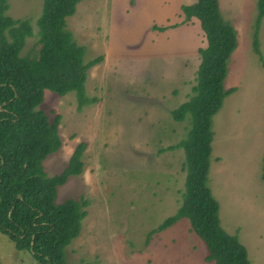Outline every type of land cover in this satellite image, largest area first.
I'll list each match as a JSON object with an SVG mask.
<instances>
[{"label":"rangeland","instance_id":"rangeland-1","mask_svg":"<svg viewBox=\"0 0 264 264\" xmlns=\"http://www.w3.org/2000/svg\"><path fill=\"white\" fill-rule=\"evenodd\" d=\"M194 1L82 0L67 18L75 40L85 47L84 62L103 56L88 70L87 103L78 91L59 95L45 89L38 106L50 117L61 116L63 145L44 159L47 176L62 173L77 146H87L83 172L58 188V201L89 199L81 233L65 249L68 264H210L206 245L186 216L149 236L176 211L185 188L183 150L167 147L184 138L189 127V116L176 121L170 112L192 95L198 48L206 46L199 20L183 21L180 5ZM258 1L218 0L236 37L223 81L234 91L212 117L207 174L221 227L246 246L251 264H264V66L253 46L258 34L264 57ZM165 3L166 19L144 11ZM41 4L8 0L7 14L28 19L32 28L22 54L38 48ZM126 23L138 24L141 36L115 39L116 47L109 48L111 39H119L113 27ZM154 24L176 27L158 32ZM0 264L40 263L0 232Z\"/></svg>","mask_w":264,"mask_h":264},{"label":"trees","instance_id":"trees-1","mask_svg":"<svg viewBox=\"0 0 264 264\" xmlns=\"http://www.w3.org/2000/svg\"><path fill=\"white\" fill-rule=\"evenodd\" d=\"M81 1L42 0L36 19L38 48L29 55L21 53L26 38L32 35L29 20L8 15V0H0V232L16 250L26 251L40 264H68L65 249L80 235L88 213V198L57 200L59 186L83 172L87 146H77L62 173L47 176L44 159L63 145L61 116L55 113L50 117L38 108L45 89L59 95L75 90L84 97L88 70L103 58L99 55L85 63V47L68 27L67 18ZM258 6L260 24L264 0L258 1ZM180 9L184 22L192 17L199 20L206 46L198 48L200 62L192 95L170 112L176 121L189 116L184 138L167 147L183 150L182 199L176 211L150 230L149 236L186 216L191 230L206 245V262L251 264L246 246L221 227L219 205L207 184L212 117L224 97L234 91V87L224 88L223 81L226 60L236 45L235 33L221 16L218 0H195L181 4ZM174 26L154 24L152 30L167 31ZM253 46L264 66L258 34ZM81 99L87 103L85 97Z\"/></svg>","mask_w":264,"mask_h":264},{"label":"crops","instance_id":"crops-1","mask_svg":"<svg viewBox=\"0 0 264 264\" xmlns=\"http://www.w3.org/2000/svg\"><path fill=\"white\" fill-rule=\"evenodd\" d=\"M167 9H168V4L167 3H165V4H161L160 6H154V7H152V8H149L148 10H144V11H146V12H149V13H153V14H155V17L158 19H161V18H167L169 15L168 14H165V12L167 11ZM165 10V11H164ZM132 13V12H131ZM131 13H128V14H126V15H129V14H131ZM135 13H138V12H133V14H135ZM170 18V17H169ZM193 18V17H192ZM118 26H116V27H113V28H116V31H115V33L117 34V37L119 38V39H117V38H114V39H111L110 40V43H109V48L110 47H113V45L115 46L116 45V42L119 40H123V42H127V41H129L130 42V40H132V38L133 37H137V38H139V36H141V33H140V35L139 36H137L138 35V28H139V25L138 24H128L127 25V23L126 24H124L123 25V27H125V28H121V27H119V28H117ZM174 27H176V26H174ZM174 27H172V28H174ZM112 28V27H111ZM120 28H121V30H120ZM172 28H169V30H167V31H171L172 30ZM178 28V27H177ZM118 30H120L119 32H118ZM176 32H186V30H175ZM158 32H160V31H158ZM162 32V31H161ZM163 32H166V31H163ZM172 33H174V32H172ZM115 39H116V42H114L115 41ZM118 46L119 45H121V44H117ZM116 47V46H115ZM111 50V49H110ZM113 51V50H112Z\"/></svg>","mask_w":264,"mask_h":264},{"label":"water","instance_id":"water-1","mask_svg":"<svg viewBox=\"0 0 264 264\" xmlns=\"http://www.w3.org/2000/svg\"><path fill=\"white\" fill-rule=\"evenodd\" d=\"M18 196H20V195H18Z\"/></svg>","mask_w":264,"mask_h":264}]
</instances>
